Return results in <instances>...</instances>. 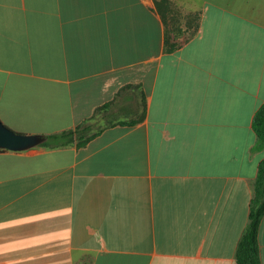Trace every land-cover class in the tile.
Masks as SVG:
<instances>
[{
  "label": "crops",
  "instance_id": "obj_1",
  "mask_svg": "<svg viewBox=\"0 0 264 264\" xmlns=\"http://www.w3.org/2000/svg\"><path fill=\"white\" fill-rule=\"evenodd\" d=\"M106 103L120 117L84 146L0 148V264H236L264 0H0L4 126L39 137ZM258 239L264 264V216Z\"/></svg>",
  "mask_w": 264,
  "mask_h": 264
},
{
  "label": "trees",
  "instance_id": "obj_2",
  "mask_svg": "<svg viewBox=\"0 0 264 264\" xmlns=\"http://www.w3.org/2000/svg\"><path fill=\"white\" fill-rule=\"evenodd\" d=\"M175 48L176 46L173 45L169 48V50H173ZM108 107L109 103H106L105 105L99 107L96 113ZM93 117L79 124L75 128L39 136L42 139L40 145L48 148L63 147L71 144H76L78 147L86 145L93 137L102 131V127L97 128L94 124L90 123ZM252 126L258 136L260 145L264 147V105H261L256 111L253 117ZM263 216L264 158L258 167V173L255 181V192L250 204L249 223L238 243L236 251V264H261L258 236Z\"/></svg>",
  "mask_w": 264,
  "mask_h": 264
},
{
  "label": "water",
  "instance_id": "obj_3",
  "mask_svg": "<svg viewBox=\"0 0 264 264\" xmlns=\"http://www.w3.org/2000/svg\"><path fill=\"white\" fill-rule=\"evenodd\" d=\"M41 142L39 137L16 133L0 121V148L22 150L39 145Z\"/></svg>",
  "mask_w": 264,
  "mask_h": 264
},
{
  "label": "rangeland",
  "instance_id": "obj_4",
  "mask_svg": "<svg viewBox=\"0 0 264 264\" xmlns=\"http://www.w3.org/2000/svg\"><path fill=\"white\" fill-rule=\"evenodd\" d=\"M178 32V31H177ZM177 32L175 33V38H178L180 36H185L187 37L189 34L186 32L184 34H178ZM120 109L116 106V104H113L109 106L108 108H105L103 110H100L97 112L93 119L90 121V123L94 124L95 127L100 128L106 124L108 121H112V119H118L120 117Z\"/></svg>",
  "mask_w": 264,
  "mask_h": 264
}]
</instances>
